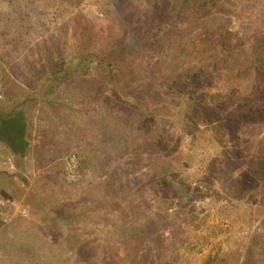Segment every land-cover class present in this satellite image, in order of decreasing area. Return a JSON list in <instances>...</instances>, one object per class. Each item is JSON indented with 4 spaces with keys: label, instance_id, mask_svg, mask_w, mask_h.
<instances>
[{
    "label": "rangeland",
    "instance_id": "1",
    "mask_svg": "<svg viewBox=\"0 0 264 264\" xmlns=\"http://www.w3.org/2000/svg\"><path fill=\"white\" fill-rule=\"evenodd\" d=\"M169 1L0 0V109L29 110L23 156L0 142V264H264V75L250 64L264 39V0H218L204 17L212 29L237 34L232 54L198 53L205 48L198 27L161 48L141 45L126 63L137 75L210 73L188 83L199 98L212 92L200 114L186 98L150 89L148 126L113 97L102 67L92 69L96 95L79 78L46 98L37 93L61 58L85 44L117 47L127 32L155 23ZM217 116L228 119L221 134L207 123ZM108 121L120 122L103 150ZM71 154L90 167L73 174ZM8 156L13 171L1 166ZM172 180L189 195L174 194Z\"/></svg>",
    "mask_w": 264,
    "mask_h": 264
},
{
    "label": "trees",
    "instance_id": "2",
    "mask_svg": "<svg viewBox=\"0 0 264 264\" xmlns=\"http://www.w3.org/2000/svg\"><path fill=\"white\" fill-rule=\"evenodd\" d=\"M218 0H171L168 7L164 6L162 16L157 17L155 23H148L145 30H141L138 33L127 32L122 42L115 48L101 49L96 48L93 45L82 49H77L76 54L70 60L60 59L59 67L53 69L49 75H44L41 78V83L37 93L41 98H46L48 94L53 93L57 89V85L65 83L67 81H73L74 79H84L85 85L89 87L92 94H97L96 82L93 78L92 69L94 67H102L101 70L105 71V80L111 87L113 97L117 99L122 106L127 108H136L143 116V122L150 126L155 124L154 113H147L146 106L143 102L145 92L150 89H154V92H161L170 96H179L186 98L188 101V109L191 112L200 114L202 104L207 100L206 95L211 94V91H207L204 94L199 95L188 87V83L197 82L198 78L202 76L210 79L212 76L205 71H197L196 67L188 68L184 67L179 71H175L171 74H158L154 69L146 72L142 75L134 74L128 69L127 62L131 60L136 52L137 47L141 45H155L162 47L164 44H171L173 42L180 41V36L185 34L190 29L201 28V32L198 33V42H203L205 48L198 51L201 53L204 51H211L214 54H232L236 51L238 45V37L232 31L226 30L221 33L212 29L209 24L204 22V17L213 8H219ZM163 9V8H162ZM159 16V15H158ZM89 27V31L91 32ZM181 29H186L181 32ZM89 32V34H90ZM92 37V36H91ZM191 42L194 40L191 36H188ZM194 45V44H193ZM262 47H253L251 50L250 58L253 66L262 71L264 75V39H262ZM196 47V46H195ZM194 47L187 48V54L191 53ZM177 48V52H178ZM218 67L215 66V69ZM207 80V79H206ZM49 82V83H47ZM57 82V84H55ZM46 84L43 86V84ZM44 87V89H43ZM56 88V89H55ZM212 95V94H211ZM28 108L22 104H17L9 110L0 109V142L4 143L7 148L15 156L22 157L29 147V141L27 139V118ZM217 122L210 120L211 129L218 131V128H225L227 126L228 119L225 116H217ZM120 121H114L112 124L108 121V124H103L101 127L103 131V140L100 139L101 149L108 150L112 147V144L106 145L107 139H113L115 132L117 133ZM102 125V124H101ZM99 129V128H98ZM96 129V131H98ZM108 132V135L106 134ZM157 131V130H156ZM113 135H112V134ZM217 134H221L220 131ZM110 135V136H109ZM161 136L159 132H156L155 142L153 146H156V153L161 150ZM91 150H94L95 143L87 141ZM104 143V144H103ZM101 149L99 152H101ZM218 157V156H217ZM216 164H214L215 166ZM90 167L88 158L80 160L78 168ZM218 167V165H216ZM165 179H169L170 176L163 172ZM173 177H171L172 179ZM218 181L223 180V176L219 172L215 175ZM169 181V180H168ZM174 194L189 195L187 188L179 186L173 180L169 183ZM56 225H60L65 228L66 223L61 221L58 217L54 220ZM65 233V232H64ZM264 235V234H263ZM264 237V236H263ZM264 241V239H262ZM257 241L252 240L251 244H255ZM251 248L250 245V250ZM249 250V251H250ZM249 253V252H248Z\"/></svg>",
    "mask_w": 264,
    "mask_h": 264
},
{
    "label": "built area",
    "instance_id": "3",
    "mask_svg": "<svg viewBox=\"0 0 264 264\" xmlns=\"http://www.w3.org/2000/svg\"><path fill=\"white\" fill-rule=\"evenodd\" d=\"M78 164V158L75 154H71L66 158V168L70 170L73 174H75V172L78 170ZM1 166L9 171L15 170L13 160L9 156L2 160ZM24 213H26V211H24Z\"/></svg>",
    "mask_w": 264,
    "mask_h": 264
}]
</instances>
